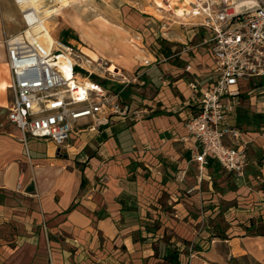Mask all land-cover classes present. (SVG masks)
<instances>
[{"label": "crops", "instance_id": "0c3cea01", "mask_svg": "<svg viewBox=\"0 0 264 264\" xmlns=\"http://www.w3.org/2000/svg\"><path fill=\"white\" fill-rule=\"evenodd\" d=\"M1 16L0 81L7 83ZM190 48L151 67L138 62L147 52L132 50L120 63L137 74L122 98L142 117L79 126L60 148L37 139L48 144L34 154L8 120L9 84L0 90V264H227L264 239L256 233L264 227V78L238 83L226 125L246 144L243 174L228 178L210 164L199 183L185 119L218 73L204 47ZM188 64L201 86L195 99ZM228 213L244 225L239 237L209 238L207 221Z\"/></svg>", "mask_w": 264, "mask_h": 264}, {"label": "built area", "instance_id": "2783aa9c", "mask_svg": "<svg viewBox=\"0 0 264 264\" xmlns=\"http://www.w3.org/2000/svg\"><path fill=\"white\" fill-rule=\"evenodd\" d=\"M191 5L190 14L198 18L193 25L203 31L191 47H204L218 73L212 86L201 91L198 77L189 64L185 66L192 75L188 86L193 99L202 92L194 112L185 119L195 142L193 160L198 163L200 183L209 162L235 176L242 175L247 166L240 130L226 125L235 108L238 83L264 78V0H193ZM29 12L23 13L25 27L4 39L13 95L7 116L19 128L23 141L41 139L60 148L79 126L94 130L113 117H142V109L131 110L122 98L130 83L124 75L108 78L119 87L96 81L84 86L78 78L77 56L68 46L43 43L34 31L37 20ZM155 60L147 59L144 64ZM183 176L182 171L179 178Z\"/></svg>", "mask_w": 264, "mask_h": 264}, {"label": "rangeland", "instance_id": "374dc122", "mask_svg": "<svg viewBox=\"0 0 264 264\" xmlns=\"http://www.w3.org/2000/svg\"><path fill=\"white\" fill-rule=\"evenodd\" d=\"M43 3L53 4V8H58L44 20H47L55 40L60 45L70 47L77 56L76 60L81 65L77 67L78 74L89 78L91 85L92 81H96L97 83H109L108 85L115 87L107 80L111 76L114 78L120 74L133 82L135 77L132 72L137 73L128 71L120 63L123 62L125 55L128 56L132 50L139 49L147 52V57L141 56L138 62H141L143 67H151L173 52L184 50L191 53L187 47L194 45V39L203 32L199 26L193 25L198 18L192 16L190 12L185 14L186 9L189 8L183 7V0H66L65 5L58 3L57 0H44ZM190 9L192 12V5ZM0 13L3 30L1 44L4 45L6 35L18 33L25 27L24 12L17 0H0ZM3 23L6 24L7 29L4 28ZM129 41L137 49H132ZM84 59H91V62L84 65L81 63ZM147 59L156 60L146 66L144 62ZM112 63L117 73L110 71ZM8 70L6 66V75L9 79ZM213 75L216 76V74ZM6 82L9 84L10 81L6 80ZM9 91L12 93L11 88ZM126 99L131 101L129 96ZM27 144L34 154L37 150L43 151L48 143L29 138ZM210 164H216V162H209L208 165ZM226 176L228 178L238 177L227 174ZM235 217L237 216L229 213L218 220L209 217L211 219L207 223L211 228L208 230H213L212 233L209 231V238L212 236L224 238L227 234L239 237L238 232L244 229V225H237L238 219ZM215 222L219 224V228H215ZM256 231L264 235L263 226L257 228ZM246 233L250 236L255 235L249 231ZM209 241L208 245L211 246L212 240L209 239ZM211 264L216 263L211 262ZM227 264H264V239L249 243V250L246 253L230 257Z\"/></svg>", "mask_w": 264, "mask_h": 264}, {"label": "bare ground", "instance_id": "6f19581e", "mask_svg": "<svg viewBox=\"0 0 264 264\" xmlns=\"http://www.w3.org/2000/svg\"><path fill=\"white\" fill-rule=\"evenodd\" d=\"M17 1H18L19 5L22 7V11H24V12L30 11L29 13L34 15V18H35L34 20H37V24L34 27V31L40 33L41 41L43 43H45V44H48V45L49 44H55V43L59 44L55 40L53 35L51 34L52 32H50V29H49L50 27H48L47 20H44V18L49 17L52 12H54V11L56 12L58 10V8L57 7L53 8V4H51V5L44 4L43 3L44 0H17ZM57 1H58V3H61L62 5L66 4V0H57ZM192 2H193V0H183V3H182L183 7H185V9L189 8V9H186L187 11L185 10L186 11L185 14H188L189 12H191L190 8H191ZM183 12H184V10H183ZM129 43H130V46H132V49L133 48L137 49V47L135 45H133L130 41H129ZM59 46H64V45H60L59 44ZM85 47H86V45H85ZM90 62H91V59H89V60L88 59H84L81 63L86 65L87 63H90ZM114 68H115V65L112 63L110 65L109 69H110V71L117 73L114 70ZM78 78H79V81L84 86H91L90 81H89L88 78L80 77V76H78ZM10 85H11V83H9V87H10ZM7 86H8L7 83H5L4 81H0V90L1 91H3V92L6 91L7 90Z\"/></svg>", "mask_w": 264, "mask_h": 264}, {"label": "trees", "instance_id": "16d2710c", "mask_svg": "<svg viewBox=\"0 0 264 264\" xmlns=\"http://www.w3.org/2000/svg\"><path fill=\"white\" fill-rule=\"evenodd\" d=\"M258 235H260V234H258Z\"/></svg>", "mask_w": 264, "mask_h": 264}]
</instances>
